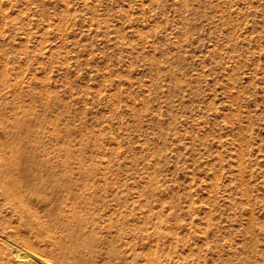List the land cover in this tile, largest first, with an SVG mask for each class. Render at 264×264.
Segmentation results:
<instances>
[{
  "label": "rangeland",
  "instance_id": "374dc122",
  "mask_svg": "<svg viewBox=\"0 0 264 264\" xmlns=\"http://www.w3.org/2000/svg\"><path fill=\"white\" fill-rule=\"evenodd\" d=\"M11 151L42 193L7 188ZM16 246L264 264V0H0V264Z\"/></svg>",
  "mask_w": 264,
  "mask_h": 264
},
{
  "label": "bare ground",
  "instance_id": "6f19581e",
  "mask_svg": "<svg viewBox=\"0 0 264 264\" xmlns=\"http://www.w3.org/2000/svg\"><path fill=\"white\" fill-rule=\"evenodd\" d=\"M32 128V127H31ZM19 135V134H18ZM22 137V134L20 135ZM25 137V136H24ZM17 139V137L15 138ZM27 140V139H26ZM16 150V149H15ZM15 153H13L11 151L10 153V158H12V160L14 161V163H10L9 164V167L8 165H5L4 168H3V171L6 170V172H16V175L14 177V180H9L7 183H6V186L8 189H11V188H14L16 186H25L27 185L31 180H33L34 182H32V184H28V189H30L31 192H37V194L39 193H42L41 190V184L40 182L43 181V175L41 173V167H38V165L35 163V162H30L29 164H27L26 162H23L21 160V158H19V153L20 151H15ZM45 163V162H44ZM25 166H28V167H25ZM53 169V168H52ZM67 169V168H65ZM51 170V169H50ZM64 171V168L61 169V171ZM58 171V170H57ZM6 174V173H4ZM55 174V172H54ZM63 174V173H62ZM61 174V175H62ZM65 174H63L62 176L64 177ZM59 176V175H58ZM68 176V174H67ZM50 177V176H49ZM48 177V178H49ZM60 177V176H59ZM62 177V178H63ZM44 178H46V173L44 175ZM53 178V176L51 177ZM54 179V178H53ZM59 179V178H58ZM64 179V178H63ZM45 180V179H44ZM56 180V179H55ZM61 180V179H60ZM37 181V182H35ZM59 181V180H57ZM63 181V180H62ZM44 182V181H43ZM49 183V182H48ZM61 183H64V182H61ZM68 183V182H67ZM45 183H43V186H44ZM58 184V183H56ZM51 185H54L51 184ZM76 185V184H75ZM57 186V185H55ZM60 186H62L60 184ZM70 186V185H68ZM80 186V185H78ZM69 188V187H68ZM79 188V187H78ZM59 189H62L61 187H59ZM44 190V189H43ZM51 190V188L49 189ZM57 191H59L58 189H55ZM54 190V191H55ZM46 191V190H45ZM69 191V190H68ZM74 190H72V193H73ZM76 192V191H75ZM74 192V194H75ZM60 193L61 190H60ZM64 193H67V192H64ZM77 193V192H76ZM54 194V193H52ZM68 195V194H67ZM78 195V194H77ZM54 196V195H53ZM56 196V195H55ZM70 197V196H69ZM78 197V196H77ZM44 198V197H43ZM57 198V197H56ZM71 198V197H70ZM70 198H67V199H70ZM60 199V198H59ZM73 200V199H71ZM69 201V200H68ZM74 201V200H73ZM76 201V200H75ZM72 202V201H71ZM9 244V243H8ZM11 249V248H10ZM13 255L16 259H19L20 261L24 262V264H60L54 260H50L48 258H44V257H41L37 254H34L32 252H29L27 250H24V249H21L19 247H15L13 249Z\"/></svg>",
  "mask_w": 264,
  "mask_h": 264
}]
</instances>
